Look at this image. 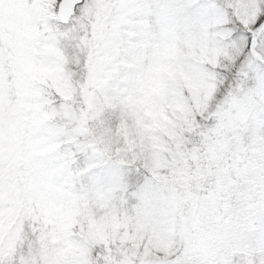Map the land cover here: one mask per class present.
Here are the masks:
<instances>
[{
  "label": "snow or ice",
  "instance_id": "obj_1",
  "mask_svg": "<svg viewBox=\"0 0 264 264\" xmlns=\"http://www.w3.org/2000/svg\"><path fill=\"white\" fill-rule=\"evenodd\" d=\"M0 264H264V0H0Z\"/></svg>",
  "mask_w": 264,
  "mask_h": 264
}]
</instances>
